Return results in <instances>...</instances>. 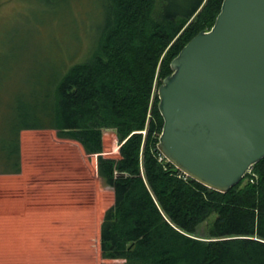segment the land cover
<instances>
[{
	"label": "trees",
	"instance_id": "obj_1",
	"mask_svg": "<svg viewBox=\"0 0 264 264\" xmlns=\"http://www.w3.org/2000/svg\"><path fill=\"white\" fill-rule=\"evenodd\" d=\"M222 2L103 0L104 23L89 58L0 97V173L22 170L23 130L54 129L98 154V174L114 192L100 228L105 259L264 264V158L225 192L159 159L158 86L184 45L214 25ZM107 128L116 130L117 157L103 154ZM212 214L207 236H199Z\"/></svg>",
	"mask_w": 264,
	"mask_h": 264
},
{
	"label": "water",
	"instance_id": "obj_2",
	"mask_svg": "<svg viewBox=\"0 0 264 264\" xmlns=\"http://www.w3.org/2000/svg\"><path fill=\"white\" fill-rule=\"evenodd\" d=\"M158 86V148L202 184L228 191L264 158V0H223Z\"/></svg>",
	"mask_w": 264,
	"mask_h": 264
},
{
	"label": "rangeland",
	"instance_id": "obj_3",
	"mask_svg": "<svg viewBox=\"0 0 264 264\" xmlns=\"http://www.w3.org/2000/svg\"><path fill=\"white\" fill-rule=\"evenodd\" d=\"M102 1L0 0V97L7 99L15 92H27L33 79L49 78L54 68L66 69L89 58L104 23ZM103 138V154L117 157L116 130L104 129ZM21 146L22 170L25 171L21 179L36 186L35 190L44 186L48 178L56 176L55 180H61L65 177L61 174L68 170L84 174L82 178L78 174L70 179L65 177L73 183L83 179L93 184V172L97 170L98 174V154L86 153L81 143L60 138L54 129L23 130ZM0 181H6V178L0 177ZM100 194L99 199L107 206L102 209L98 204L89 203L90 209L77 211L71 218L79 226L60 237L64 241L56 240L55 247L51 239H43L45 258H21L17 251L7 250L4 231L9 228L4 223L14 214L0 205V264H124V259H105L101 255V222L114 202V192L110 188ZM92 200L95 202L96 199L93 197ZM41 215L54 218L48 208H44ZM214 219L215 214H212L208 221L199 225V236H207ZM52 244L56 249H51Z\"/></svg>",
	"mask_w": 264,
	"mask_h": 264
},
{
	"label": "crops",
	"instance_id": "obj_4",
	"mask_svg": "<svg viewBox=\"0 0 264 264\" xmlns=\"http://www.w3.org/2000/svg\"><path fill=\"white\" fill-rule=\"evenodd\" d=\"M24 174V170L0 174V177L6 178V181H0V191L3 192L0 194V205L14 214L12 215L14 217L4 223L9 228L4 231L7 234L5 243L8 245V251L12 253L17 251L21 258L44 257L42 243L45 238L51 239L55 247L56 240L64 241L60 237L70 234L73 231L71 228L79 226L71 218L77 211L81 212L83 209L87 211L92 203L98 204L102 209L107 206L99 197L102 196L100 193L103 190L109 191L111 187L101 185L97 170L93 172L95 178L93 184L83 179L75 183L67 181L65 177L70 179L76 174L80 178L84 177L82 171L68 170L61 174L65 176L61 180H55L56 176L46 179L44 186L39 190H35L36 186L25 178L21 179ZM93 197L96 199L95 202H92ZM44 208H48L54 218L40 216ZM54 246L51 249H56Z\"/></svg>",
	"mask_w": 264,
	"mask_h": 264
},
{
	"label": "built area",
	"instance_id": "obj_5",
	"mask_svg": "<svg viewBox=\"0 0 264 264\" xmlns=\"http://www.w3.org/2000/svg\"><path fill=\"white\" fill-rule=\"evenodd\" d=\"M159 159H160L161 161H163V160L166 159V157H165V155H163L162 153H160V154H159Z\"/></svg>",
	"mask_w": 264,
	"mask_h": 264
},
{
	"label": "bare ground",
	"instance_id": "obj_6",
	"mask_svg": "<svg viewBox=\"0 0 264 264\" xmlns=\"http://www.w3.org/2000/svg\"><path fill=\"white\" fill-rule=\"evenodd\" d=\"M118 150V149H117Z\"/></svg>",
	"mask_w": 264,
	"mask_h": 264
}]
</instances>
